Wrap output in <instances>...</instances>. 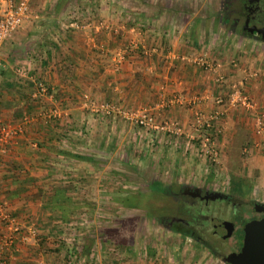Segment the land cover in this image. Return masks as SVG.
Listing matches in <instances>:
<instances>
[{"label": "crops", "instance_id": "1", "mask_svg": "<svg viewBox=\"0 0 264 264\" xmlns=\"http://www.w3.org/2000/svg\"><path fill=\"white\" fill-rule=\"evenodd\" d=\"M30 2L34 16L0 45V120L24 123V132L6 153L0 152V198L40 234L10 251L4 252L0 243V256L6 255V264H58L67 259L70 244L83 248L94 241L92 251L84 253L87 264H110L111 253L112 264H169L155 261L158 257L146 261L148 255L140 250L137 258H126L135 249L128 247V252L125 245L108 253L91 237L95 215L87 205L103 197V183L97 182L107 171L108 159L136 150L144 138V145L150 139L154 149L153 140L159 137L164 156L182 145L171 132L144 129L120 114L107 116L103 105L149 110L160 123L176 120L192 132L198 112L209 116L218 109L214 96L220 89L213 73L196 62L203 57L219 63L229 79H245L257 111L263 112L264 47L253 51L248 37L213 47L189 32L187 24L171 28L159 19L157 0ZM72 12L80 20L64 21ZM39 82L47 85V94L38 90ZM174 93L183 100L166 104ZM255 121V113L246 109L221 119L218 146L229 170L238 167L236 150L243 132L258 135ZM199 142L194 140L197 148L190 152L183 146L176 155L204 169ZM248 162L250 172L264 173V155L255 147ZM62 234L68 242L60 241Z\"/></svg>", "mask_w": 264, "mask_h": 264}, {"label": "rangeland", "instance_id": "2", "mask_svg": "<svg viewBox=\"0 0 264 264\" xmlns=\"http://www.w3.org/2000/svg\"><path fill=\"white\" fill-rule=\"evenodd\" d=\"M157 1L159 4L154 5L159 8L155 14L165 24L177 29L187 24L189 32H197L200 34L199 39L210 42L213 47L221 46L226 42L230 44L234 39L236 41L245 37L238 32L234 33L229 26L232 20L227 12V0ZM68 17H65L64 21H78L80 18L75 12L70 13ZM175 24L177 26H174ZM251 43L250 48L253 51L264 47V43L260 40L251 38ZM244 86L246 88V83ZM250 95L256 103L257 112V102L252 94ZM254 127V131L260 137L257 135L258 138L257 136L253 138L250 133L244 132L240 136L239 148L236 150L238 167H235V171L226 168L228 166L222 160V156L216 172L205 171L203 165L200 167L190 163L187 165L180 156L176 155L177 152L182 151V148L173 149L175 153L168 152L170 155L164 156L166 150L162 147L160 149V145L164 142H154V149H151L150 139L148 146L144 145V143L147 144L145 138L136 150L130 148L126 155L109 158L110 164L107 171L97 182V184L103 183L100 187L103 189L100 191L103 197L87 205L91 208L90 215H95L89 226L91 237H95L97 245L103 246L101 249L108 253L111 252L112 245L117 247L125 245L126 251L131 253L132 251L127 248L135 249L132 254L124 256L126 258H137L140 254L138 250H140L142 254L148 255L146 261H154V258L158 257L155 261L163 260L169 264H227L221 255L213 253L206 243L194 237L173 232L168 227L166 219L172 216L188 218V215H181L182 211L185 213V210L182 204L174 199L172 192H178L179 188L186 184L206 186L214 191H227L232 185V172L243 175L252 182L251 191H247L245 196L247 199L264 203V173L250 172L248 166L252 148L255 147V152L264 155V134L257 131L256 124ZM183 137L185 136L182 135ZM180 140L185 143L187 139L185 137ZM190 151L191 149L184 152ZM200 157L204 162L203 157ZM166 188L169 192L165 191ZM98 191L96 196L100 193ZM119 197L123 201L116 199ZM124 200L132 203L129 205ZM216 202L213 203L216 204ZM205 237L210 239L207 235ZM108 257H111L110 264H112L111 261H115V256L111 253ZM61 261L63 259L59 263Z\"/></svg>", "mask_w": 264, "mask_h": 264}, {"label": "built area", "instance_id": "3", "mask_svg": "<svg viewBox=\"0 0 264 264\" xmlns=\"http://www.w3.org/2000/svg\"><path fill=\"white\" fill-rule=\"evenodd\" d=\"M33 7L30 0H0V45L16 33L25 22L30 20L34 15ZM204 69L213 73V79L220 91L215 94L214 102L218 109L215 113L206 116L204 113L198 112L192 123V132H188L176 120H166L160 123L156 115L149 110H135L126 107L118 106L113 103L103 105V111L108 116L120 114L125 119L133 121L144 129L168 131L177 137V145L182 144L179 148L188 151L192 148H197L194 140L199 139L200 155L205 161V171L216 172L221 162V152L218 146L219 139L223 132L221 119L228 113L237 109H246L256 113V129L260 134H264V111L256 112V103L252 99L249 92L246 90L244 83L245 79L234 80L225 76L220 69V64L217 62H209L203 57L196 59ZM2 55L0 53V66H2ZM19 73L24 74L23 70L18 69ZM257 73H254L256 75ZM38 90L43 93H48V87L44 82H39ZM182 97L176 93L166 104L182 101ZM87 102H92L89 99ZM195 102V101H193ZM192 102V103H193ZM24 132L23 124H12L0 120V152L6 153L8 146L16 138L17 135ZM189 133V134H188ZM188 134V136H186ZM185 136L186 142L183 143L179 137ZM153 142H160V138H155ZM185 144V145H184ZM3 167L0 161V169ZM0 223L3 227L0 235V243L3 251L14 250L17 245L27 243L32 239H36L40 234L39 228L35 224L26 222L21 217L12 211L8 210L2 199L0 198ZM60 241L68 242L65 234L59 236ZM116 245L110 247L111 252ZM112 248V249H111ZM67 259L59 264H87L85 256L82 253L80 244H70L67 253ZM96 259V256L93 258ZM8 258L2 254L0 256V264H6ZM94 263V261H92ZM90 262V263H92Z\"/></svg>", "mask_w": 264, "mask_h": 264}, {"label": "flooded vegetation", "instance_id": "4", "mask_svg": "<svg viewBox=\"0 0 264 264\" xmlns=\"http://www.w3.org/2000/svg\"><path fill=\"white\" fill-rule=\"evenodd\" d=\"M226 6L231 11L229 15L232 21L229 26L234 33L238 32L264 43V0H227ZM246 194L247 192L242 195L234 194L232 185L227 191H214L206 186L182 185L179 191L172 192V195L185 210L181 215H188V218L172 216L167 225L170 229H184L192 233L196 239L206 243L213 253L221 255L224 259L229 252L240 249L239 238L244 234L245 224L261 215L259 209L264 203L247 199ZM214 201H217L216 204ZM215 218L222 221H215ZM223 220L234 222L231 237H221L222 229L224 232L227 225H230L224 226ZM206 235L210 239L206 238ZM225 249L229 251L226 252Z\"/></svg>", "mask_w": 264, "mask_h": 264}, {"label": "water", "instance_id": "5", "mask_svg": "<svg viewBox=\"0 0 264 264\" xmlns=\"http://www.w3.org/2000/svg\"><path fill=\"white\" fill-rule=\"evenodd\" d=\"M259 212L261 215L248 221L244 226V234L239 238L238 251L229 252L224 260L231 264H264V204L260 205ZM220 221L221 219H214ZM222 221V220H221ZM223 225H227L226 230L221 231L222 238H228L233 235L234 222L223 220ZM220 241H222L220 239ZM224 247V246H223ZM226 252L229 249H225Z\"/></svg>", "mask_w": 264, "mask_h": 264}, {"label": "trees", "instance_id": "6", "mask_svg": "<svg viewBox=\"0 0 264 264\" xmlns=\"http://www.w3.org/2000/svg\"><path fill=\"white\" fill-rule=\"evenodd\" d=\"M232 10V9H231ZM228 14L231 12L230 10H227ZM232 192L234 194H245V192H250L251 191V187H252V182L250 181V179H247L246 177H244L243 175H239L234 172H232ZM166 192H169V189L166 188L165 189ZM118 200H122V198H116ZM124 202L128 203L129 205L132 203L131 201H125ZM68 206H73V203L71 202V200H68ZM65 207H63L64 209ZM170 220H172V218H167L166 221L169 222ZM173 232L184 235V236H191L194 237V235H192V233H189L188 231L184 230V229H172ZM195 238V237H194ZM94 241H92L91 243H88L85 245V247L82 248V253H89L92 251L93 247H94Z\"/></svg>", "mask_w": 264, "mask_h": 264}]
</instances>
